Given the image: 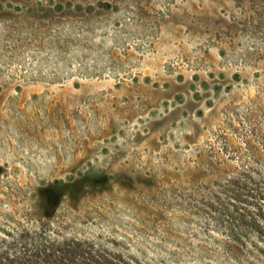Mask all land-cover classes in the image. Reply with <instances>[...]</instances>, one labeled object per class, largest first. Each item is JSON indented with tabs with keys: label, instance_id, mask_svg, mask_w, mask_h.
I'll return each instance as SVG.
<instances>
[{
	"label": "rangeland",
	"instance_id": "obj_1",
	"mask_svg": "<svg viewBox=\"0 0 264 264\" xmlns=\"http://www.w3.org/2000/svg\"><path fill=\"white\" fill-rule=\"evenodd\" d=\"M59 195L135 262L264 264V0H0V229Z\"/></svg>",
	"mask_w": 264,
	"mask_h": 264
},
{
	"label": "trees",
	"instance_id": "obj_2",
	"mask_svg": "<svg viewBox=\"0 0 264 264\" xmlns=\"http://www.w3.org/2000/svg\"><path fill=\"white\" fill-rule=\"evenodd\" d=\"M61 188L54 184L46 189L57 194ZM245 195L252 196L253 193L248 191ZM233 198L245 201L241 193L234 194ZM61 202V195L55 201L48 197L41 202L44 221L36 227L16 225L11 229H0V264H143L96 242L59 236L52 230L51 219ZM262 215L259 209V216ZM243 234L244 231H238L232 236L240 239Z\"/></svg>",
	"mask_w": 264,
	"mask_h": 264
}]
</instances>
